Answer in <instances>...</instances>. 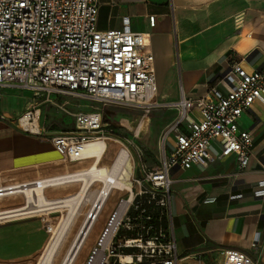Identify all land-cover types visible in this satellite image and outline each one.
I'll return each instance as SVG.
<instances>
[{
    "label": "crops",
    "instance_id": "0c3cea01",
    "mask_svg": "<svg viewBox=\"0 0 264 264\" xmlns=\"http://www.w3.org/2000/svg\"><path fill=\"white\" fill-rule=\"evenodd\" d=\"M149 17L155 19L153 27ZM126 22L129 31L144 33L150 41L161 108L181 96L198 99L211 88L229 93L222 78L234 66L246 74L264 69V0H98L99 31L121 30ZM29 96L14 87L0 89V264L36 263L50 240L46 226L65 214L46 209L76 194L81 177L89 182L90 175L83 173L95 163L92 158L67 161L38 129L19 127ZM167 108L166 131L179 115ZM110 119L124 121L119 115ZM237 125L252 136L253 157L245 170L233 156L220 157L214 142V161L206 168L172 171L173 234L187 264H221L220 252L226 249L264 264V103L254 102ZM186 126L162 136L167 152ZM104 154L98 166L107 162ZM34 188L41 189V198L29 192ZM40 206L44 211L29 213Z\"/></svg>",
    "mask_w": 264,
    "mask_h": 264
},
{
    "label": "built area",
    "instance_id": "2783aa9c",
    "mask_svg": "<svg viewBox=\"0 0 264 264\" xmlns=\"http://www.w3.org/2000/svg\"><path fill=\"white\" fill-rule=\"evenodd\" d=\"M97 9L98 0H0V89L14 87L28 92L33 102L43 98L42 104L54 106L60 97L92 104L74 113L58 106L73 118V132L48 140L70 162L87 159L83 152L88 145L109 138L105 108L147 114L159 106L147 35L129 31L127 22L121 30L99 31ZM148 22L153 27L154 17ZM222 79L230 86L225 95L211 88L198 99L181 96L167 105L179 115L164 137L184 122L186 131L175 134L169 152L162 142L157 170L143 166L136 179L134 169L131 191L112 189L103 195L105 205L112 191L125 192L116 199L83 264H187L188 258L178 255L173 234L172 171L206 168L214 161V142L220 157L233 156L245 170L253 157L252 136L239 130L237 122L254 102L264 103V69L246 74L234 66ZM38 112L30 103L23 116L30 115L33 122ZM37 134L42 135L39 130ZM102 208L92 206V217L87 215L92 225ZM46 231L50 233L49 226ZM220 256L221 264H255L233 249L222 250Z\"/></svg>",
    "mask_w": 264,
    "mask_h": 264
},
{
    "label": "rangeland",
    "instance_id": "374dc122",
    "mask_svg": "<svg viewBox=\"0 0 264 264\" xmlns=\"http://www.w3.org/2000/svg\"><path fill=\"white\" fill-rule=\"evenodd\" d=\"M29 98V103L34 104L36 110L39 111L37 120L34 119L33 123H30L36 129L38 128L41 134L47 138L57 135H70L73 132V118L64 114L58 106H64L71 113H74L79 109L87 110L92 106L91 103L88 105L86 102H76L62 97L53 100V103L56 106L49 103L42 104L43 98L35 100L34 102L31 101V96H29ZM158 107L147 114L119 107H107L103 110L104 121L107 127L105 136L109 137L106 139L109 141L107 142V151L104 154V157L108 158V160L101 164L99 162L101 168H109L113 164L117 153L119 154V151L124 149V147L129 150L132 156L136 179L141 178V169L143 166L150 171L159 168V160L161 158V138L168 128L164 116L165 112L171 108H167L168 106L163 108ZM34 115L35 113H33V117H35ZM112 115H119L124 121H111L110 118ZM18 125L21 129L32 132L30 129L22 127L19 122ZM152 128H156L157 132H154V134L151 133ZM87 161L91 162V160ZM79 185V190L72 196H76L80 193V189L84 184L82 182ZM102 186L101 183H94L93 185L91 183L87 186L85 190L86 192H84V194L82 193L80 204L77 202L74 204L67 203L64 204V207L56 209L58 211H65V214L60 219H56L54 223L47 225L50 228V238L52 232L58 230L57 238L54 241L56 242V246L50 256V262L48 264H63L73 242L78 239V232L83 226L86 214L91 209L95 197L101 190ZM121 195H125V192L114 190L110 193L109 199L100 214L98 222L93 227V230L77 255V259L72 264H83L107 216L113 209L116 199ZM76 232L77 234L74 236V233ZM41 254L36 259L35 264H37Z\"/></svg>",
    "mask_w": 264,
    "mask_h": 264
},
{
    "label": "bare ground",
    "instance_id": "6f19581e",
    "mask_svg": "<svg viewBox=\"0 0 264 264\" xmlns=\"http://www.w3.org/2000/svg\"><path fill=\"white\" fill-rule=\"evenodd\" d=\"M29 119H30V115L23 116V118L21 119V123H20L21 126L24 128H28L32 131H37L38 128L36 129L35 127H33V125L30 123L31 121ZM34 119L37 120L36 115H35V117H33V120ZM105 140L106 139H102L100 141H97V142H94V143L88 145L83 152L84 155L87 156V159L92 158V160H95V163H92L91 168H88L85 171V173H83L84 175H90L89 182H88V178L86 176H83L79 179L84 184V186L81 187V189H80V193L77 194L76 196H71L68 199L66 198L65 200L60 202V205H57L56 207H52V208L50 207L49 209H46V210L58 211L56 209H60V208L64 207V204H67V203L74 204L77 202L78 204H80L81 200H82L81 199L82 193L84 194V192H86L85 190H86L87 186L91 183H92V185L94 183H101L103 185L101 190L98 192L97 196L95 197V200L92 204V206L94 205V207H97L98 205L102 204V206H103L102 209H104V207H105V205H103L104 204L103 202H105L103 195L107 194L108 190L111 191L112 189H117V190L127 189V190L131 191V188L133 186L132 176L134 175V164H133L132 156H131V154L127 148L124 147V149H121L119 151L120 153L117 155L115 162L109 168H106V167L101 168L97 165V162L99 161L101 155L104 153L105 148H106V141ZM77 177H78V175L73 176L72 178L76 179ZM45 184H47V183H45ZM110 184H112V185H110ZM29 192H34V193H36V195L38 197L41 198V194H40L41 189L34 188V189H31V191H29ZM47 205H48V202L46 201L44 206H47ZM42 207L43 206H40L39 207L40 209H38V210H36V208H35V210H31L29 213H35L37 211H44L42 209ZM95 210H96V208L94 209V211ZM100 213H102V212H100ZM88 214H91V217H92V207L89 210V212L86 214L83 226L80 229V231L78 232V235H79L78 239L73 242L68 254L66 255V257L63 261V264H72L77 259V255L79 254L81 248L85 244L86 239L89 237L91 231L93 230V227L98 222L97 221L96 223H94V225H92V221L90 222L91 217L89 218V220H87ZM6 216H8V215H6ZM57 234H58V230H54L52 232V236L49 240L48 246H47L45 252L43 253V255L41 256L38 264H48L50 262V256L52 255V253L54 251V247L56 246V242H54V241L57 238L56 237ZM129 260H130L129 258L124 259V261H129Z\"/></svg>",
    "mask_w": 264,
    "mask_h": 264
}]
</instances>
